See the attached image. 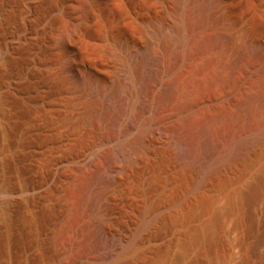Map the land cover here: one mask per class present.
I'll return each instance as SVG.
<instances>
[{"label":"rangeland","instance_id":"obj_1","mask_svg":"<svg viewBox=\"0 0 264 264\" xmlns=\"http://www.w3.org/2000/svg\"><path fill=\"white\" fill-rule=\"evenodd\" d=\"M174 5L175 0H0V264H49L52 253L65 264H108L105 259L123 240H133L141 253L135 264H264V182L258 174L263 157L231 187L241 194L230 203L233 210L223 192L201 195L211 196L207 208L197 205L200 196L189 200L181 223L169 211L161 220L153 211L146 220L143 196L121 203L109 191L98 204L84 203V194L114 173L126 136L115 121L108 123L102 108L101 118L92 113L95 92L77 88L70 78L87 67L100 77L97 87L113 84L121 76L126 42L138 46L148 39L154 50L167 43V34L156 36L155 27L178 20ZM261 22L264 39V15ZM80 24L70 46L63 45ZM172 189L163 197L156 189L150 193L156 211L179 197ZM26 193L37 195L30 206ZM18 200L23 204L13 202ZM40 220L41 231L31 232L30 223ZM150 231L154 235L142 241ZM15 235L24 237V247H16ZM38 238L45 239L40 251ZM52 238L56 243L49 247Z\"/></svg>","mask_w":264,"mask_h":264},{"label":"bare ground","instance_id":"obj_2","mask_svg":"<svg viewBox=\"0 0 264 264\" xmlns=\"http://www.w3.org/2000/svg\"><path fill=\"white\" fill-rule=\"evenodd\" d=\"M174 6L178 20L155 27L156 36L167 34V43L164 38L154 50L148 39L138 46L126 42L121 76L105 90L95 85L100 77L87 67L70 79L77 88L95 92V116L101 118L102 108L108 123L115 121L121 136L130 137L120 142L114 173L100 187L85 191L84 203L98 204L109 191L121 203L143 196L146 220L153 211L158 219L169 211L173 221L181 223L195 197L203 199H193L199 200V208H207L211 196L208 201L205 197L216 192L226 193L229 204L239 201L240 192L231 187L264 158V0H175ZM82 27L68 32L63 45L70 46L69 38ZM71 61H66L68 67L74 66ZM178 68L183 71L174 76ZM58 84L52 85L51 93ZM258 174L264 182V165ZM155 189L158 197L170 189L179 197H171L176 192L167 194L173 200L156 211L150 195ZM36 198L25 195L29 206ZM29 229L41 231V220L32 221ZM28 233L25 240L30 243L33 235ZM151 235L150 231L142 236V241ZM15 236L16 247H24V237ZM36 242L39 251L44 248L45 239ZM55 243L50 239L49 247ZM117 249L105 259L108 264H135L141 254L133 240H123ZM49 264L65 261L52 253Z\"/></svg>","mask_w":264,"mask_h":264}]
</instances>
